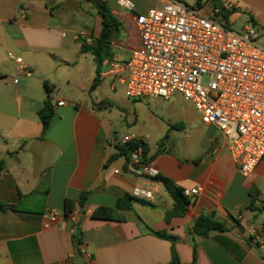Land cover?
Segmentation results:
<instances>
[{"label":"crops","instance_id":"1","mask_svg":"<svg viewBox=\"0 0 264 264\" xmlns=\"http://www.w3.org/2000/svg\"><path fill=\"white\" fill-rule=\"evenodd\" d=\"M103 1L118 26L99 51V83L92 89L101 20L89 1L0 0V264H169L172 250L177 264H264V156L249 178L242 177L228 141L205 124L196 155L178 158L148 146L149 164L159 177L181 189H200L183 215L167 219L174 200L164 186L127 172L112 120L96 104L117 106L119 93L125 96V73L102 74L109 62L130 59L137 38L133 13L118 0ZM127 1L136 13H145L166 0ZM176 1L204 16L217 10L215 18L225 27L239 10L252 23H258L256 16L264 20V0ZM64 4L73 14L84 4L93 28L81 32L56 21L52 10ZM226 9L233 10L226 14ZM9 55L21 59L23 72ZM46 102L53 114L42 132L38 113ZM126 197L150 205L126 202L118 208ZM100 209L111 210L110 218H93ZM70 214L78 221L76 234ZM50 215L56 221L44 229ZM200 215L222 222L226 230L196 236ZM250 225L260 229L263 245L249 235Z\"/></svg>","mask_w":264,"mask_h":264},{"label":"built area","instance_id":"2","mask_svg":"<svg viewBox=\"0 0 264 264\" xmlns=\"http://www.w3.org/2000/svg\"><path fill=\"white\" fill-rule=\"evenodd\" d=\"M133 13L131 25L137 38L130 59L124 64L109 62L103 77L125 73L124 95L129 100L160 98L180 94L200 114L203 124L212 125L228 141L229 156L244 178H249L264 156V47L256 32L244 26L236 34L224 26L213 9L204 16L196 7L166 0L161 8L136 13L134 5L118 0ZM18 72L22 61L9 55ZM61 104V103H60ZM134 138L122 137L120 144ZM127 172L138 177H155L151 164L142 161V150H133L126 161ZM190 199L200 189H183ZM56 221L45 218L43 228ZM71 233L78 221L70 214ZM249 235L263 245L256 225Z\"/></svg>","mask_w":264,"mask_h":264},{"label":"rangeland","instance_id":"3","mask_svg":"<svg viewBox=\"0 0 264 264\" xmlns=\"http://www.w3.org/2000/svg\"><path fill=\"white\" fill-rule=\"evenodd\" d=\"M53 1L46 0L48 3L51 2L50 5ZM191 1L186 2L190 4ZM85 9L82 4V9L74 11L73 14L70 5L64 4L61 8L53 9L52 13L55 20L62 21L64 26L78 28L83 32L93 28V19L85 16ZM237 13L239 15L234 18L228 17L227 28L236 34H242L243 22H247L256 32L259 45L264 47V20L256 16L258 23H252L246 12L239 10ZM81 41L84 44V40L81 39ZM118 97L121 101L117 106H104L103 102L96 104L100 111L111 118L116 139L133 134L142 139L151 149H157L159 142L164 140L163 149L178 158L196 155L201 148L205 128L200 114L177 92H174L168 100L160 98L127 100L122 93H119Z\"/></svg>","mask_w":264,"mask_h":264},{"label":"trees","instance_id":"4","mask_svg":"<svg viewBox=\"0 0 264 264\" xmlns=\"http://www.w3.org/2000/svg\"><path fill=\"white\" fill-rule=\"evenodd\" d=\"M90 2L91 6L95 10L96 14L100 17L101 20V29L100 34L97 39V45L98 48L96 52L94 53L97 67H96V78L93 81L92 89L95 88L98 84L97 76H99V66L101 65V60L99 59V51L106 47V45L109 42L111 33L114 31V29L118 26V22L114 18V16L111 14L110 9L107 7L106 3L103 0H87ZM233 9H226V14H229ZM224 16V15H223ZM53 114L52 106L49 102L44 103L42 109L39 111L38 116L40 118L41 124H42V132H44L49 124L50 118ZM164 140H161L159 142L158 151L157 154L161 151V148L163 147ZM141 148L142 150V161L144 163H149L152 159L147 158L148 154V145L139 139H133L129 143L126 144H116V149L119 155H122L126 158V161L129 159L130 153L137 149ZM0 171H1V165H0ZM154 179L158 182H160L164 188L168 191V193L172 196L174 200V208L171 212L166 214V219L169 216H181L184 214L187 204L189 203L188 198L184 197L182 194L183 189L177 187L171 180L159 177L158 175L154 177ZM84 200V195L80 197L79 203L81 204ZM256 200V195L252 196V202ZM130 203V202H137L142 205H150L149 203H146L145 201L138 200L136 198L132 197H126L125 200H120L117 204L118 208L122 207L124 203ZM264 207V202H263ZM71 213V203L69 201L65 202L64 205V215H68ZM111 213V210L109 209H100L96 213H94L93 218L97 219H106L110 218L109 214ZM226 230L225 225L212 218L205 215H200L193 227V233L198 237H204L211 231H224ZM78 233V231L76 232ZM75 233V234H76ZM162 236V235H160ZM76 242H79V239H76ZM169 264H177V258L172 250V257Z\"/></svg>","mask_w":264,"mask_h":264}]
</instances>
